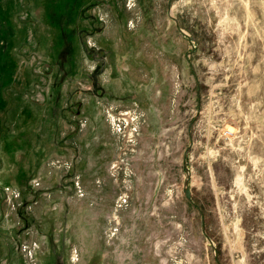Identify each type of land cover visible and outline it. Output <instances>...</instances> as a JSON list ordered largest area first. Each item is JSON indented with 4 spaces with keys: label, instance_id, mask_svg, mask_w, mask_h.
Returning <instances> with one entry per match:
<instances>
[{
    "label": "rangeland",
    "instance_id": "rangeland-1",
    "mask_svg": "<svg viewBox=\"0 0 264 264\" xmlns=\"http://www.w3.org/2000/svg\"><path fill=\"white\" fill-rule=\"evenodd\" d=\"M8 5L0 264H264V0Z\"/></svg>",
    "mask_w": 264,
    "mask_h": 264
},
{
    "label": "crops",
    "instance_id": "crops-1",
    "mask_svg": "<svg viewBox=\"0 0 264 264\" xmlns=\"http://www.w3.org/2000/svg\"><path fill=\"white\" fill-rule=\"evenodd\" d=\"M15 3H16V1H15ZM6 4H7V6H6ZM8 4H10V0H0V9L5 10V8H9ZM23 4H25L24 1L21 2V4H19V6L23 7ZM12 8H15L14 5L12 6ZM10 22H12V21L9 18L7 21L6 17H0V26H4V25L10 26ZM8 107L9 106L7 105V101H0V123H3L4 118H5L4 116L7 112Z\"/></svg>",
    "mask_w": 264,
    "mask_h": 264
}]
</instances>
